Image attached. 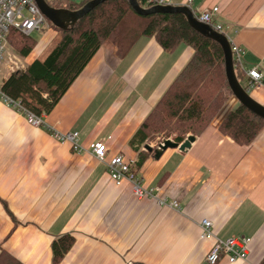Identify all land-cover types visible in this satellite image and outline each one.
<instances>
[{
    "label": "crops",
    "instance_id": "1",
    "mask_svg": "<svg viewBox=\"0 0 264 264\" xmlns=\"http://www.w3.org/2000/svg\"><path fill=\"white\" fill-rule=\"evenodd\" d=\"M170 2L195 12L218 6L217 20L244 52L243 86L264 105V86H251L245 74L255 65L264 72V0ZM36 47L20 54L26 67L41 54ZM117 50L103 43L43 115L44 125L31 124L0 97V253L22 264H54L53 241L68 233L75 242L58 264H208L216 238L242 236L251 239L248 258L218 264H262L264 126L250 144L223 134L222 121L240 103L231 94L191 147L167 148L159 158L151 152L137 168L131 139L193 49L183 43L167 52L155 37L142 36L128 53ZM5 72L0 87L12 74ZM47 126L78 131L85 150L75 152ZM96 141L106 143L109 158L134 161L151 194L137 197L131 181L113 180L106 163L86 150ZM204 219L213 222L215 237H200Z\"/></svg>",
    "mask_w": 264,
    "mask_h": 264
},
{
    "label": "trees",
    "instance_id": "2",
    "mask_svg": "<svg viewBox=\"0 0 264 264\" xmlns=\"http://www.w3.org/2000/svg\"><path fill=\"white\" fill-rule=\"evenodd\" d=\"M89 1L49 0L48 3L57 8L76 10ZM137 1L142 7L153 6L148 0ZM54 27L60 32V38L48 55L44 59L36 58L23 70L13 72L1 87L8 97L20 100L26 109L37 115L47 114L53 109L106 41L117 46L119 55L128 53L142 36L155 37L167 52H173L183 43L193 49L189 61L131 139L138 151L137 168L154 152L141 150L150 138L163 134L181 143L190 133L200 135L232 94L222 46L192 28L180 12L140 15L128 0H107L86 13L74 26L65 30ZM8 39L23 56L36 46L31 36H25L16 29H11ZM234 65L240 81L244 73L236 61ZM263 126V118L239 103L224 118L220 129L238 143L250 144ZM74 242L75 237L68 233L53 241L54 264L60 263ZM0 264L22 263L3 250Z\"/></svg>",
    "mask_w": 264,
    "mask_h": 264
},
{
    "label": "built area",
    "instance_id": "3",
    "mask_svg": "<svg viewBox=\"0 0 264 264\" xmlns=\"http://www.w3.org/2000/svg\"><path fill=\"white\" fill-rule=\"evenodd\" d=\"M148 2L153 3V5L171 3L170 0H148ZM218 11V6H214L200 12H193L198 20L207 23L214 30L228 37L231 42L233 59L239 64L244 53L243 49L230 40L223 24L217 20ZM44 23L49 25L50 21L44 15L36 0H0V76L3 70L8 71V73H13L17 70L26 68L23 57L17 52L15 53L10 45L8 38L11 29H16L25 36H31V34L39 30ZM245 74L248 76L251 86H264V72L258 65L245 70ZM1 87L0 97L13 104L17 109L23 111L31 124L35 126L45 124L43 115H37L26 109L20 100H14L8 97ZM47 128L58 141L69 142L75 152L81 153L85 150L79 142L78 131L61 132L53 130L49 126H47ZM163 143L164 141L160 144ZM160 144L157 148H160ZM86 150H89L99 161L106 163L111 178L117 183L125 179L131 181L135 196L145 197L151 194V192L146 190L143 186L141 177L133 170L134 161L126 160L122 155H115L109 158L108 149L104 141L93 142ZM167 204L170 206L179 205L178 202L174 200H168ZM214 235L213 222L209 219L202 220L200 237L205 239L215 237ZM250 242V238L242 236H231L226 239L216 238L214 244L205 256V261L208 264H218L224 257L231 263L237 260H246L249 255Z\"/></svg>",
    "mask_w": 264,
    "mask_h": 264
},
{
    "label": "water",
    "instance_id": "4",
    "mask_svg": "<svg viewBox=\"0 0 264 264\" xmlns=\"http://www.w3.org/2000/svg\"><path fill=\"white\" fill-rule=\"evenodd\" d=\"M80 2L81 0H75ZM107 0H91L87 2L83 7L76 10H71L68 8H57L48 3L47 0H36L40 9L47 17V19L57 28L65 30L69 27L74 26V24L83 17L86 13L96 7L98 4L103 3ZM132 8L140 15H148L154 12H180L184 14L189 22V24L200 34L212 38L217 41L223 49L224 60H225V71L230 86L232 94L239 100V102L245 106L248 110L258 115L264 119V105L255 100L249 91L243 86L239 81L234 65L233 52L231 49V42L228 37L214 30L210 25L202 22L196 18L193 10L186 4H156L151 7H142L137 0H128ZM196 136L190 134L187 138L181 142H175L172 139H165L163 144H160V148L153 149L149 144L145 145V149L149 151H154L155 157L159 158L164 150L167 148H176L180 150H186L191 147L192 143L195 141Z\"/></svg>",
    "mask_w": 264,
    "mask_h": 264
},
{
    "label": "rangeland",
    "instance_id": "5",
    "mask_svg": "<svg viewBox=\"0 0 264 264\" xmlns=\"http://www.w3.org/2000/svg\"><path fill=\"white\" fill-rule=\"evenodd\" d=\"M168 4V3H167ZM173 4V3H172ZM156 5V4H154ZM189 6V5H188ZM190 7V6H189ZM191 8V7H190ZM192 9V8H191ZM193 10V9H192ZM52 26L50 23L49 25L44 23L41 25L39 30L34 31L31 34V38H33L36 41V50L40 51L41 54L38 56L39 59H44L48 53L54 48V46L58 43L60 38V32L55 29V27ZM13 50L16 53V50L13 46H11ZM43 52H42V51ZM18 53V52H17ZM6 75V72L3 70L1 76H0V82L2 81V78ZM241 83L243 85L246 84V80L244 78L240 79ZM192 134V133H190ZM194 135V134H193ZM165 139H173L172 137L166 138L165 135H156L152 138H150L147 143L153 147V149H157L158 145L163 142ZM174 140V139H173Z\"/></svg>",
    "mask_w": 264,
    "mask_h": 264
}]
</instances>
